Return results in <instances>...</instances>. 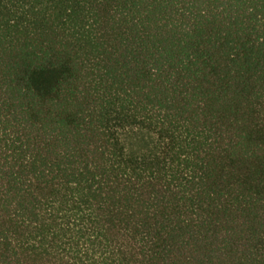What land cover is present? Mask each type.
Listing matches in <instances>:
<instances>
[{
	"label": "trees",
	"instance_id": "obj_1",
	"mask_svg": "<svg viewBox=\"0 0 264 264\" xmlns=\"http://www.w3.org/2000/svg\"><path fill=\"white\" fill-rule=\"evenodd\" d=\"M0 264H264V0H0Z\"/></svg>",
	"mask_w": 264,
	"mask_h": 264
}]
</instances>
